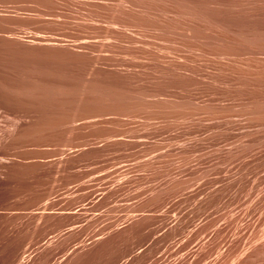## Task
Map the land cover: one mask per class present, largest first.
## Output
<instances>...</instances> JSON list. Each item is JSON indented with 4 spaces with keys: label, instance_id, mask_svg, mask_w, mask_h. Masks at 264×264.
Returning <instances> with one entry per match:
<instances>
[{
    "label": "rangeland",
    "instance_id": "rangeland-1",
    "mask_svg": "<svg viewBox=\"0 0 264 264\" xmlns=\"http://www.w3.org/2000/svg\"><path fill=\"white\" fill-rule=\"evenodd\" d=\"M86 1L0 0V264H257L264 129L211 114L264 86L203 58L183 36L200 27L190 17H163L155 3L158 16L132 28L131 40L108 44L119 0ZM35 85L51 86L53 98H34Z\"/></svg>",
    "mask_w": 264,
    "mask_h": 264
},
{
    "label": "bare ground",
    "instance_id": "bare-ground-1",
    "mask_svg": "<svg viewBox=\"0 0 264 264\" xmlns=\"http://www.w3.org/2000/svg\"><path fill=\"white\" fill-rule=\"evenodd\" d=\"M21 1V0H20ZM34 1V0H33ZM53 1V0H52ZM77 1V0H76ZM80 1V0H79ZM94 1V0H93ZM140 2H138L137 0H119V16L117 17H111L107 23H109V25L112 26V29L110 31L107 32V35H105V40L107 41L106 43L110 44V43H119L124 39L127 40H131L132 36H131V29L139 27V24H141V22L146 21L145 17H157L158 13L156 11V9H154V7L156 6L155 3H160L164 6V16L163 17H190V19H192L194 21V23H197L200 27L197 29L195 25H188L185 29V31H180L184 33V37L185 38H193L196 39L200 44L197 46V50L198 52L201 54V56L203 58H205L206 60L210 58V61L220 65L221 70L223 69L227 75L232 78V80H236L239 82V80L241 79H245L243 80L244 82H248L246 80H249L253 83H255V85H260V86H264V0H144L145 4L141 3V1L143 0H139ZM45 2V1H44ZM60 2V1H58ZM88 2V0L86 1ZM105 2V1H104ZM110 2V1H109ZM61 3H63L61 1ZM76 3V2H75ZM82 3V2H81ZM91 3V2H90ZM19 4V3H17ZM30 4V3H29ZM112 4V3H110ZM9 5V4H8ZM11 5V3H10ZM22 5V4H21ZM32 5V4H31ZM61 5V4H60ZM63 5V4H62ZM70 5V4H69ZM80 5V4H79ZM103 5V4H101ZM3 6V5H2ZM15 6V4L13 5ZM33 6H36L33 4ZM39 6V5H38ZM54 6V5H53ZM81 6V5H80ZM79 6V7H80ZM109 6V5H108ZM115 6V5H114ZM153 6V7H151ZM24 7V6H22ZM31 7V6H30ZM72 7V6H71ZM82 7V6H81ZM28 8V7H27ZM34 8V7H33ZM64 8V6H63ZM87 8V7H86ZM85 8V9H86ZM96 8V7H95ZM98 8V7H97ZM153 9L155 10V12L150 11L149 9ZM36 9V8H35ZM77 9V8H76ZM2 10V8H1ZM11 10V9H9ZM13 10V7H12ZM19 10V9H18ZM37 10V9H36ZM39 10V9H38ZM43 10V9H41ZM16 11V10H14ZM111 11V10H110ZM113 11V10H112ZM11 12V11H10ZM17 12V11H16ZM21 13L23 11H20ZM28 12V11H27ZM35 12V11H34ZM46 12V11H45ZM65 12V11H64ZM75 12V11H74ZM82 12V11H81ZM87 12V11H86ZM18 13V12H17ZM16 13V14H17ZM24 13V12H23ZM33 12H28V14ZM37 13V12H36ZM52 13V12H51ZM68 13V12H67ZM66 13V14H67ZM85 13V12H82ZM101 13V12H100ZM1 17H2V13ZM6 14V13H5ZM20 14V13H19ZM65 14V15H66ZM12 15L14 14H9L8 16L13 17ZM23 15V14H21ZM27 15V13H26ZM24 15V16H26ZM45 15V14H44ZM58 15V14H57ZM72 14H70L71 16ZM85 15V14H84ZM88 15V14H87ZM5 16V15H4ZM19 16V15H18ZM37 16V15H36ZM40 16V15H39ZM47 16V15H46ZM61 16V15H60ZM83 16V15H82ZM102 16V15H101ZM6 17V16H5ZM15 17V16H14ZM33 17V15H32ZM86 17V16H85ZM93 17V16H92ZM25 18V17H24ZM28 18V17H27ZM36 18V17H35ZM43 18V17H41ZM78 18V17H77ZM81 18V17H79ZM252 18V19H251ZM21 19V18H20ZM32 19V18H31ZM40 20V18H38ZM65 19V18H64ZM94 19V18H93ZM100 19V18H98ZM249 19V21H248ZM253 20L254 24H252L253 22L251 20ZM35 20V19H34ZM47 20V19H45ZM67 20V18H66ZM65 20V21H66ZM71 19H69L68 22H70ZM75 20V18H74ZM84 20V19H83ZM156 20V19H155ZM167 20V19H166ZM21 21V20H20ZM44 21V20H43ZM62 21V20H61ZM64 21V20H63ZM77 21H79L77 19ZM81 21V20H80ZM94 21V20H92ZM171 21V20H170ZM45 22V21H44ZM88 22V21H87ZM103 22V21H102ZM188 22V21H187ZM191 22V21H190ZM189 22V23H190ZM2 23V22H1ZM19 23V22H18ZM37 23V22H36ZM72 23V22H71ZM74 23V22H73ZM92 23V22H91ZM154 23V22H153ZM35 24V23H34ZM51 24V23H50ZM98 24H101L98 23ZM68 25V24H67ZM72 25V24H71ZM70 25V26H71ZM107 25V24H106ZM257 25V26H256ZM6 26V25H5ZM17 27V25H15ZM47 26V25H46ZM52 26V25H51ZM90 26V25H89ZM141 26V25H140ZM235 26V27H234ZM31 27V26H30ZM159 27V26H158ZM234 27V28H233ZM24 28V27H22ZM32 28V27H31ZM52 28V27H51ZM144 28V27H143ZM47 29V28H46ZM67 29V28H66ZM83 29V28H82ZM22 30V29H21ZM28 30V29H27ZM73 30V29H72ZM184 30V29H183ZM24 31V30H23ZM26 31V30H25ZM40 31V30H39ZM46 31V30H45ZM5 32V31H4ZM18 32V31H17ZM21 32V31H20ZM29 32V30L27 31ZM31 32V31H30ZM50 32V31H49ZM165 32V31H164ZM35 33V31L33 32V34ZM45 33V32H44ZM43 33V34H44ZM84 33V32H83ZM97 33V32H96ZM3 34V33H1ZM16 34V33H15ZM36 34V33H35ZM42 34V33H40ZM6 35V33H5ZM10 35H14V34H10ZM9 35V36H10ZM25 35V34H24ZM30 35V34H27ZM32 35V34H31ZM39 35V33H38ZM48 34L47 35H43L41 37H45L47 36L48 38ZM8 36V34L6 35ZM26 36V35H25ZM34 36V35H32ZM31 36V37H32ZM51 36V35H50ZM88 36V35H86ZM142 36V35H141ZM148 36V35H147ZM16 37V36H14ZM58 37V36H56ZM82 37V36H81ZM92 37V36H91ZM13 38V37H12ZM18 38V37H17ZM46 38V37H45ZM44 38V39H45ZM61 38V37H60ZM161 38V37H160ZM7 39V38H6ZM9 39V37H8ZM11 39V38H10ZM14 39V38H13ZM55 39V38H54ZM63 39V38H62ZM68 39V38H67ZM85 39V38H84ZM102 39V38H101ZM143 39V38H141ZM146 39V38H145ZM25 40V38H24ZM27 40V39H26ZM31 40V39H30ZM34 40V39H33ZM10 41V40H9ZM35 41V40H34ZM38 41V40H37ZM40 41V40H39ZM38 41V42H39ZM89 41V39H88ZM104 41V40H103ZM139 41V40H138ZM141 41V40H140ZM156 41V40H155ZM19 42V41H18ZM46 42V41H45ZM52 42V41H51ZM54 42V41H53ZM70 42V41H69ZM68 42V43H69ZM74 42V41H72ZM77 42V41H76ZM151 42V41H150ZM154 42V41H152ZM57 43V42H56ZM67 43V42H66ZM130 44H132V42H129ZM39 44V43H38ZM58 44V43H57ZM56 44V45H57ZM191 44V43H190ZM20 45V44H19ZM93 45V44H92ZM134 45V44H133ZM195 45V44H194ZM12 46V45H11ZM34 46V45H33ZM48 46V45H47ZM60 46V45H59ZM58 46V47H59ZM70 46V45H69ZM74 46V44H73ZM77 46V45H76ZM28 47V46H27ZM38 47V46H37ZM55 47V46H54ZM99 47V46H98ZM16 48V47H15ZM33 48V47H32ZM41 48V47H39ZM46 48V47H45ZM63 48V47H62ZM140 48V47H139ZM102 49V48H101ZM151 49V48H149ZM14 50V49H13ZM66 50V49H64ZM154 50V49H153ZM175 50V49H174ZM103 51V50H102ZM106 52V51H105ZM177 52V51H176ZM99 53V52H98ZM161 54V53H160ZM191 54V53H190ZM36 56V55H34ZM60 56V55H59ZM81 56V55H80ZM57 57V56H56ZM111 57V56H110ZM134 57V56H133ZM132 57V58H133ZM141 57V56H140ZM22 58V57H20ZM65 58V57H64ZM107 58V57H106ZM202 58V59H203ZM45 59V58H44ZM57 59V58H56ZM63 59V58H62ZM125 59V58H124ZM172 59V57H171ZM48 60V59H47ZM177 60V59H176ZM38 61V60H37ZM50 61V60H49ZM111 61V60H110ZM132 61V59H131ZM153 62V61H152ZM193 62V61H192ZM23 63V62H22ZM24 64V63H23ZM191 64V63H190ZM171 65V64H170ZM185 65V64H184ZM189 65V64H188ZM233 65H235L236 67H238V69H234ZM28 66V65H27ZM34 66V65H33ZM193 66V65H192ZM196 66V65H195ZM35 67V66H34ZM168 67V66H167ZM194 67V66H193ZM200 68L202 69V67L200 66ZM36 70V69H35ZM41 71V70H40ZM206 71V70H205ZM30 72V71H29ZM42 72V71H41ZM44 72V71H43ZM221 72V71H220ZM1 73V72H0ZM33 73V72H32ZM36 73V72H35ZM45 73V72H44ZM47 73V72H46ZM211 73V72H210ZM37 74V73H36ZM50 74V72H49ZM56 74V73H55ZM204 75V74H203ZM206 75V74H205ZM49 76V75H48ZM47 76V78H48ZM64 77V76H63ZM20 78V77H18ZM67 78V77H66ZM51 79V78H50ZM87 82H93L94 81V77H88L86 78ZM17 80V79H16ZM38 80V79H37ZM191 80V79H190ZM218 80V79H217ZM6 81V80H5ZM33 81V79H32ZM49 81V80H48ZM65 81V80H64ZM220 81V80H219ZM240 81L243 88H249L248 86H245L244 82ZM10 82V81H9ZM18 82V81H17ZM38 82V81H37ZM136 82V81H135ZM1 83V81H0ZM82 83V82H81ZM190 83V82H189ZM31 84H35L34 82ZM37 84V83H36ZM52 84V83H51ZM99 84V83H98ZM180 84V83H179ZM22 85V84H21ZM50 85V84H48ZM76 85V84H75ZM90 85V84H89ZM95 85V84H94ZM100 85V84H99ZM109 85V84H108ZM233 85V84H232ZM17 86V85H16ZM30 86V85H29ZM41 85H35L30 89V93L32 94V96L36 99H40L44 96H46V98H50L52 99V89L51 86L50 88L47 86L45 88H43L44 86H46V84L43 87H40ZM101 86V85H100ZM231 86V85H230ZM14 87V86H13ZM60 87V86H59ZM257 87V86H255ZM6 87H4L5 89ZM10 88V87H9ZM29 88V87H28ZM68 88V87H66ZM76 88V87H75ZM74 88V89H75ZM85 88V86L83 87V89ZM103 88V87H102ZM117 88V87H116ZM229 88V87H228ZM233 88V87H232ZM77 89V88H76ZM75 89V90H76ZM244 89V90H245ZM14 90V89H12ZM45 90V91H44ZM55 90V88L53 89ZM67 90V89H66ZM64 90V91H66ZM69 90V88H68ZM73 90V89H72ZM71 90V91H72ZM82 90V89H81ZM93 90V89H92ZM91 90V91H92ZM129 90V89H128ZM258 90V89H257ZM57 91V90H56ZM60 91V90H59ZM63 91V90H61ZM85 91V90H84ZM83 91V93H84ZM89 91V90H88ZM97 91V89H96ZM100 91V90H99ZM102 91V90H101ZM105 91V90H104ZM255 89L252 88V90L248 91V94H246L245 97H238L235 95V97H237L240 101L239 103L232 105V108H236L235 110H221L218 112H214L211 114L214 119H216L218 122L224 123L225 125H232V124H238L237 120L239 119L238 117H242L243 121L245 123V125H250V126H254L257 130H263L264 129V92H262L261 94L258 91H255ZM17 92V89H16ZM25 92V91H24ZM27 92V91H26ZM80 92V91H78ZM107 92H110L107 91ZM106 92V93H107ZM112 92V91H111ZM121 92V91H120ZM238 92V91H237ZM241 92V91H240ZM5 93V91H4ZM9 93H11L9 91ZM20 93V91H19ZM65 93V92H64ZM67 93V91H66ZM72 93V92H71ZM81 93V92H80ZM18 94V93H17ZM24 94V93H23ZM29 94V93H27ZM59 94V93H58ZM85 94V93H84ZM90 94V93H89ZM99 94V93H98ZM103 94V93H102ZM119 94V93H118ZM128 94V93H127ZM142 94V93H141ZM9 95V94H8ZM15 95V94H14ZM67 95V94H66ZM115 95V94H114ZM122 95V94H121ZM132 95V94H131ZM149 95V94H148ZM2 96V95H1ZM6 96V94H5ZM20 96V95H19ZM18 96V97H19ZM24 96V95H23ZM26 96V95H25ZM30 96V95H29ZM56 96V95H55ZM62 96V95H61ZM68 96H71L70 94ZM73 96V94H72ZM77 96V95H76ZM94 96V95H92ZM99 96V95H97ZM118 96V95H117ZM126 96V95H125ZM58 97V96H57ZM86 97V96H84ZM84 97L82 98V100L84 99ZM100 97V96H99ZM132 97V96H131ZM140 97H144V96H140ZM155 97V96H154ZM153 97V98H154ZM20 98V97H19ZM18 98V99H19ZM25 98V97H24ZM62 98V97H60ZM65 98V97H64ZM70 98V97H69ZM149 98V97H148ZM147 98V99H148ZM157 98V97H156ZM173 98V97H172ZM190 98V97H189ZM2 99V98H1ZM16 99V97H15ZM28 99V98H26ZM44 99V98H43ZM42 99V100H43ZM49 99V100H50ZM71 99V98H70ZM104 99V98H102ZM110 99V98H109ZM113 99V98H112ZM124 99V98H123ZM129 99V98H127ZM137 98L133 99L134 101H138L136 100ZM141 99V98H139ZM151 99V98H150ZM149 99V101H150ZM163 97L161 98L162 101ZM165 99V98H164ZM171 99V97H170ZM170 99H167L170 100ZM175 99V98H174ZM171 99V100H174ZM4 100V99H3ZM11 100V99H10ZM31 100V99H30ZM41 100V99H40ZM48 100V99H47ZM57 100H59V98H57ZM64 100V99H63ZM86 100V99H85ZM125 100V99H124ZM132 100V99H131ZM132 100V101H133ZM144 101V99H142ZM140 100V101H142ZM157 100V99H156ZM170 100V101H171ZM231 100V99H230ZM9 101V100H8ZM44 101V100H43ZM55 101V100H54ZM103 101V100H102ZM113 101V100H112ZM116 101V100H115ZM122 101V100H121ZM139 101V102H140ZM158 101V100H157ZM52 102V100H51ZM59 102V101H57ZM61 102V101H60ZM73 102V101H72ZM88 102V101H87ZM93 102V101H92ZM110 102V101H109ZM155 102V101H154ZM166 102V100H165ZM227 102V101H226ZM107 103V102H106ZM131 103V102H130ZM142 103V102H141ZM158 103V102H157ZM16 104V103H15ZM18 104V103H17ZM28 104V103H27ZM56 104V103H55ZM78 104V102H77ZM94 104V103H93ZM98 103H96V106ZM115 104V103H114ZM129 104V103H128ZM139 104V103H138ZM173 104V103H172ZM183 104V103H182ZM197 104V103H196ZM200 103H198L199 105ZM44 105V103H43ZM49 105V104H48ZM58 105V104H57ZM64 105V104H63ZM73 105V104H72ZM81 105V104H80ZM90 105V104H89ZM100 105V103H99ZM103 106V104H101ZM105 105V104H104ZM125 105V104H124ZM133 105V103H132ZM145 105V103H144ZM147 105V104H146ZM156 105V104H155ZM187 105V104H186ZM193 105V102H192ZM195 105V104H194ZM205 105V104H204ZM36 106V105H35ZM52 108V105H50ZM67 106V104L65 105ZM83 106V105H82ZM86 106V105H85ZM91 106V105H90ZM113 106V105H112ZM115 106V105H114ZM119 106V105H118ZM159 106V105H157ZM156 106V107H157ZM185 106V104H184ZM188 106V105H187ZM19 106H17L18 108ZM55 107V106H54ZM59 107V106H58ZM64 107V106H63ZM69 107V105H68ZM107 107V106H106ZM125 107V106H124ZM127 108L130 109V106H126ZM197 106H195L196 108ZM202 107V106H201ZM200 107V108H201ZM22 108V107H21ZM43 108V107H42ZM46 108V107H45ZM62 108V107H61ZM71 108V107H70ZM80 108V107H79ZM78 108V109H79ZM87 108V107H85ZM101 108V107H100ZM105 108V107H104ZM115 108V107H114ZM147 108V107H146ZM176 108V107H175ZM193 108V107H192ZM199 108V107H197ZM196 108V109H197ZM207 108V107H206ZM47 109V108H46ZM54 108H52L53 110ZM93 108L91 107V110ZM95 109V108H94ZM103 109V108H102ZM110 109V108H109ZM119 109V108H118ZM133 109V108H132ZM139 109V108H138ZM153 109V108H152ZM151 109V110H152ZM161 109V108H160ZM168 109V108H167ZM172 109V108H171ZM181 109V108H180ZM212 109V108H211ZM17 110V109H16ZM26 110V109H25ZM37 110V108H36ZM35 110V112H36ZM44 110V109H43ZM58 110V109H57ZM61 110V109H60ZM59 112H63L62 110ZM71 110V109H70ZM82 110V109H81ZM81 110L79 111L80 114L82 113ZM84 110V109H83ZM86 110V109H85ZM96 110V109H95ZM112 110V109H111ZM123 110V109H122ZM150 110V109H149ZM156 110V109H155ZM165 110V109H164ZM186 110V109H185ZM194 110V109H193ZM205 110V109H204ZM5 111V110H4ZM22 111V110H21ZM28 111V110H27ZM68 110H66L67 112ZM114 111V110H113ZM136 111V110H135ZM138 111V110H137ZM145 111V110H144ZM170 111V110H169ZM174 111V109H173ZM210 111V110H209ZM2 113V111H0ZM65 112V111H64ZM76 112V111H75ZM100 112V111H99ZM122 112V111H121ZM123 112H125L123 110ZM133 112V111H132ZM158 112V111H157ZM156 112V113H157ZM186 112V111H184ZM198 112V111H196ZM195 112V113H196ZM202 112V111H201ZM206 112V111H205ZM23 113V112H22ZM46 113V112H45ZM84 113V112H83ZM96 113V112H95ZM131 113V112H129ZM128 113V114H129ZM139 113V112H138ZM153 113V110H152ZM161 113V112H159ZM166 113V112H165ZM170 113V112H169ZM200 113V112H199ZM198 113V114H199ZM37 114V113H36ZM58 114V112H57ZM64 114V113H62ZM67 114V113H66ZM70 114V113H69ZM72 114V113H71ZM89 114V113H88ZM98 114V113H97ZM101 114V113H100ZM144 114V112L142 113ZM150 114V113H148ZM202 114V113H200ZM7 115V114H6ZM43 115V114H42ZM49 115V114H48ZM60 115V114H59ZM76 115V113H75ZM79 115V113H78ZM77 115V116H78ZM91 115V114H90ZM95 115V114H94ZM110 115V113H109ZM136 115V113H135ZM138 115V114H137ZM136 115V116H137ZM141 115V114H140ZM152 115V114H151ZM155 115V113L153 114ZM158 115V114H156ZM173 115V114H172ZM178 115L181 116H186L187 114L182 113V112H178ZM19 116V115H18ZM87 116V115H86ZM92 116V115H91ZM96 116V115H95ZM98 116V115H97ZM132 117L134 115H131ZM129 116V117H131ZM165 116V115H164ZM188 116V115H187ZM194 116V115H193ZM23 117V116H22ZM50 117V116H49ZM53 117V116H52ZM51 117V118H52ZM60 117V116H59ZM62 117V116H61ZM81 117V116H80ZM79 117V118H80ZM84 117V116H83ZM106 117V116H105ZM120 117V116H119ZM142 117V116H141ZM140 117V118H141ZM16 118V117H15ZM19 118V117H18ZM63 118V117H62ZM69 118V117H68ZM77 118V117H76ZM97 118V117H96ZM101 118V117H100ZM104 118V117H103ZM102 118V119H103ZM125 117L122 118V121ZM135 118V116H134ZM139 118V117H138ZM137 118V119H138ZM198 118V117H197ZM238 118V119H236ZM12 119V118H10ZM39 119V118H38ZM47 119V118H45ZM61 119V118H60ZM65 119V118H64ZM82 119V118H81ZM80 119V122L83 121ZM106 119V118H105ZM158 119V118H156ZM155 119V120H156ZM170 119V118H169ZM177 119V118H176ZM189 119V118H188ZM207 119V118H206ZM210 119V118H209ZM213 119V118H212ZM23 120V119H22ZM21 120V121H22ZM43 121V119H41ZM77 120V119H75ZM74 120V122H75ZM86 120V119H85ZM91 120V119H89ZM93 120V119H92ZM121 120V119H120ZM142 120V119H141ZM164 120V119H163ZM172 120V119H171ZM179 120V119H178ZM15 121V120H14ZM18 121V120H17ZM16 121V122H17ZM20 121V122H21ZM25 121V119H24ZM31 121V120H30ZM29 121V122H30ZM35 121V120H33ZM49 121V120H47ZM61 121V120H60ZM60 121H58L60 123ZM64 121V120H63ZM70 120H68L69 122ZM144 123V120H142ZM166 121V120H165ZM174 121V120H173ZM192 121V120H191ZM190 121V122H191ZM46 122V121H45ZM57 122V121H56ZM57 122V123H58ZM71 122V121H70ZM94 122V121H93ZM125 122V121H124ZM133 122V121H132ZM134 122H136L134 120ZM161 122V121H160ZM169 122V121H168ZM166 122V124L168 123ZM177 122V120H176ZM201 122V121H199ZM22 123V122H21ZM24 123V122H23ZM47 123V122H46ZM55 123V122H54ZM53 123V124H54ZM64 123V122H63ZM67 123V122H66ZM77 122H75L76 125ZM126 123V122H125ZM128 123V121H127ZM126 123V124H127ZM172 122H170L169 124H171ZM181 123V122H180ZM179 123V124H180ZM183 123V122H182ZM215 123V122H214ZM20 124V123H19ZM51 124V123H50ZM61 124V123H60ZM59 124V125H60ZM65 124V123H64ZM72 124V122H71ZM85 124V123H83ZM93 124V123H92ZM91 124V125H92ZM147 124V123H146ZM154 124V123H153ZM152 124V125H153ZM161 124V123H160ZM159 124V125H160ZM219 124V123H218ZM16 125V124H15ZM21 125V124H20ZM55 125V124H54ZM73 125V124H72ZM80 125V124H79ZM89 125V124H88ZM100 125V124H99ZM131 125V124H130ZM133 125V124H132ZM176 125V123L174 124ZM212 125V124H211ZM39 126V125H38ZM44 126V125H43ZM46 126V124H45ZM63 126V125H62ZM66 126V124H65ZM71 126V125H70ZM77 126V125H76ZM111 126V125H110ZM129 126V125H128ZM127 126V127H128ZM140 126V124H139ZM146 126V125H145ZM149 126V124H148ZM154 126V125H153ZM162 126V125H161ZM170 126V125H169ZM173 126V125H172ZM12 127V126H11ZM40 127V126H39ZM57 127V126H56ZM75 127V126H74ZM79 127V126H78ZM92 127V126H91ZM119 127V126H118ZM125 127V126H124ZM150 127V126H149ZM152 127V126H151ZM163 127V126H162ZM218 127V126H217ZM220 127V126H219ZM230 127V126H229ZM16 128V127H15ZM13 128V130L15 129ZM25 128V127H24ZM30 128H33L30 126ZM46 128V127H45ZM44 128V129H45ZM49 128V127H48ZM54 128V127H53ZM66 128V127H65ZM77 128V127H76ZM90 128V127H89ZM117 128V127H116ZM129 128V127H128ZM144 128V127H143ZM143 128H141V130H143ZM62 129V128H61ZM64 129V128H63ZM67 129V128H66ZM82 129V128H81ZM84 129V128H83ZM118 129V128H117ZM119 129H122L121 127ZM150 129V128H149ZM213 129V128H212ZM25 130V129H24ZM46 130V129H45ZM44 130V131H45ZM50 130V128H49ZM55 130V129H54ZM75 130V129H74ZM91 130V129H90ZM94 130V129H93ZM113 130V129H112ZM145 130V129H144ZM148 130V128H147ZM12 131V130H11ZM23 131V130H22ZM57 131V130H56ZM77 131V130H76ZM137 131V130H136ZM215 131V130H214ZM221 131V130H220ZM229 131V130H228ZM248 131V130H247ZM254 131V130H253ZM264 131V130H263ZM16 132V131H15ZM21 132V131H20ZM55 132V131H54ZM134 132V131H133ZM140 132V131H139ZM26 133V131H25ZM60 133V132H59ZM242 133V132H240ZM12 134V132H11ZM18 134V133H17ZM34 134V133H33ZM38 134V133H36ZM42 134V133H41ZM47 134V133H46ZM49 134V133H48ZM70 134V133H69ZM217 134V133H216ZM244 134V133H243ZM2 135V133H1ZM4 135H6L4 133ZM35 135V134H34ZM39 135V134H38ZM44 135V134H42ZM126 135V134H125ZM37 136V135H36ZM40 136V135H39ZM38 136V137H39ZM255 136V135H254ZM253 136V137H254ZM263 136V135H261ZM258 136V137H261ZM10 137V136H9ZM20 137V136H18ZM29 137V136H28ZM35 137V136H34ZM124 137V136H123ZM227 137V136H226ZM243 137V135H242ZM11 138V137H10ZM31 138V137H30ZM46 138V136H45ZM69 138V137H68ZM95 138V137H94ZM102 138V137H101ZM119 138V137H118ZM249 138V137H247ZM255 138V137H254ZM257 138V136H256ZM16 139V138H15ZM24 138L22 137V140ZM38 139V138H37ZM43 139V138H42ZM49 139V138H48ZM91 139V138H90ZM241 139V137H240ZM2 140V138H1ZM0 140V141H1ZM5 140L4 139L1 141L3 142ZM36 140V139H35ZM45 140V139H44ZM52 140V139H51ZM93 140V139H92ZM106 140V139H105ZM14 141V140H13ZM18 141V140H17ZM40 141V140H39ZM46 141V140H45ZM89 141V140H88ZM261 141V140H260ZM11 142V141H10ZM9 142V143H10ZM22 142V141H21ZM20 142V143H21ZM27 142V141H26ZM244 142V141H243ZM247 142V140H246ZM250 142V141H249ZM14 143V142H13ZM17 143V142H16ZM19 143V144H20ZM25 143V142H24ZM97 143V142H96ZM100 143V142H99ZM232 143V142H231ZM230 143V144H231ZM1 144V143H0ZM4 144V143H3ZM7 144V143H6ZM26 144V143H25ZM34 144V143H33ZM47 144V143H46ZM235 144V142H234ZM250 144V143H249ZM264 144V142L262 143ZM22 145V144H21ZM48 145V144H47ZM96 145V144H95ZM98 145V144H97ZM96 145V146H97ZM232 145V144H231ZM246 145V144H245ZM244 145V147H245ZM261 145V144H260ZM42 146V145H41ZM254 146V145H253ZM258 146V145H256ZM262 146V145H261ZM9 147V146H8ZM249 147V146H248ZM252 147V146H251ZM37 148V147H36ZM40 148V147H39ZM45 148V147H44ZM49 148V147H47ZM61 148V147H60ZM157 148V147H156ZM235 148V145L234 147ZM240 148V147H238ZM246 148V147H245ZM227 149V148H226ZM225 149V150H226ZM229 149V148H228ZM231 149V147H230ZM248 149V148H247ZM7 150V149H6ZM224 150V149H223ZM222 150V151H223ZM242 150V148H241ZM249 150V149H248ZM251 150V149H250ZM62 151V150H61ZM155 151V150H154ZM232 151V150H231ZM65 152V151H64ZM157 152V151H156ZM237 152V151H236ZM240 152V151H238ZM233 153V152H232ZM60 154V153H59ZM65 154V153H64ZM234 154V153H233ZM158 155V154H157ZM230 155V154H229ZM232 155V154H231ZM63 156V155H60ZM161 156V155H160ZM57 157V156H56ZM235 159V158H234ZM15 160V159H14ZM236 160V159H235ZM224 166V165H223ZM112 167V166H111ZM118 176V175H117ZM264 176V175H262ZM261 177V176H260ZM203 178V177H202ZM201 178V179H202ZM188 184V183H187ZM182 188V187H181ZM173 189V188H172ZM264 216V215H263ZM263 219V217L260 218V220ZM256 221V220H255ZM259 222V221H258ZM261 223V222H260ZM254 224V223H253ZM264 225V224H263ZM264 229V226H263ZM262 229V230H263ZM260 230V229H259ZM250 232V231H248ZM247 232V233H248ZM258 232V231H257ZM262 232V231H261ZM259 234V233H257ZM251 237V236H250ZM253 237V235H252ZM256 237V236H255ZM258 237V236H257ZM250 239V238H249ZM260 240V247H259V262H257V264H264V231L262 232L261 236L259 238H257V240ZM252 240V239H251ZM256 242V244L258 243ZM250 244V243H249ZM259 245V244H258ZM252 248V246H251ZM255 247H253L254 249ZM247 249V248H246ZM250 250V249H249ZM244 251V250H243ZM251 251V250H250ZM247 252V251H246ZM249 253V252H248ZM252 256V255H251ZM253 257V256H252ZM250 262V261H249ZM254 262V260H253ZM254 264V263H253Z\"/></svg>",
    "mask_w": 264,
    "mask_h": 264
}]
</instances>
